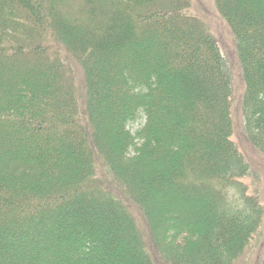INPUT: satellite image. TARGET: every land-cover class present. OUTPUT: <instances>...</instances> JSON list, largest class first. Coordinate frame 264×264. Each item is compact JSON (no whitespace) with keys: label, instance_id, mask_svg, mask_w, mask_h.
Masks as SVG:
<instances>
[{"label":"trees","instance_id":"1","mask_svg":"<svg viewBox=\"0 0 264 264\" xmlns=\"http://www.w3.org/2000/svg\"><path fill=\"white\" fill-rule=\"evenodd\" d=\"M214 1L264 155V0ZM233 92L192 0H0V264H234L264 207L242 181Z\"/></svg>","mask_w":264,"mask_h":264},{"label":"rangeland","instance_id":"2","mask_svg":"<svg viewBox=\"0 0 264 264\" xmlns=\"http://www.w3.org/2000/svg\"><path fill=\"white\" fill-rule=\"evenodd\" d=\"M192 13L197 15L208 27L209 31L213 35V37L218 41L220 50L225 58L226 64L229 68V72L232 75L233 80V105H232V117H233V134L232 139L237 144L240 152L245 156L247 161L250 164V173L249 175H245L242 178V181L249 188V192L253 195H258L261 198L263 207H264V155L260 153L258 149L254 147L252 142L249 140L247 133L244 127L243 121V110H242V96L244 92V81L242 80V72L240 70V60L237 53L236 47V38L228 26L227 22L221 16L218 11L214 0H192ZM81 75V74H80ZM82 79V76L81 78ZM115 128L112 127V131L115 133ZM112 133V132H111ZM113 133V134H114ZM112 141V140H111ZM153 189V188H152ZM162 192H158L153 189L150 193L149 198L146 200L151 201L152 205L156 206V209L159 208L163 204V200L161 199ZM165 198V197H164ZM162 200V201H161ZM166 202V201H165ZM159 204V206H158ZM164 215L170 214L168 207L170 205L167 204L165 207L164 203ZM194 206H198V209L195 214V218L198 220H202L205 217V213H203V208L205 207V203L195 204ZM159 211V213L161 212ZM134 218L137 224L139 225L140 231L142 233V237L144 241L150 240V228L148 223L146 222V217L141 209L138 211H133ZM264 214V213H263ZM106 214L101 210V214L99 218L101 222H103L106 231L110 233L113 223L116 224V227L119 229V225L122 226L120 221L116 222V219H107ZM113 221V222H112ZM160 226V225H159ZM162 227V226H161ZM164 228H158L159 233H163L166 231ZM122 230H125L122 227ZM168 231L165 233L167 234ZM257 236L252 239L251 243L245 250V253L240 256L234 264H263L264 261V215L262 224L257 232ZM110 237V236H109ZM105 240H108L105 238ZM165 242L169 244V241L165 239ZM119 250H125L126 245L118 240ZM126 252V251H125ZM128 252V251H127ZM122 253V251H121ZM124 253V251H123ZM129 253V252H128ZM127 254V253H125ZM129 256V255H127ZM139 263V261H138ZM163 262L162 264H164ZM168 264V263H165Z\"/></svg>","mask_w":264,"mask_h":264}]
</instances>
